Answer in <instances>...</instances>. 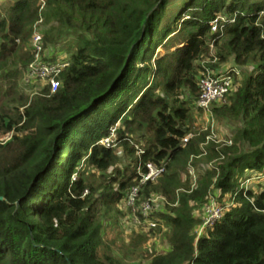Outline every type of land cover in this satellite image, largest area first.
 Masks as SVG:
<instances>
[{
  "label": "trees",
  "instance_id": "obj_1",
  "mask_svg": "<svg viewBox=\"0 0 264 264\" xmlns=\"http://www.w3.org/2000/svg\"><path fill=\"white\" fill-rule=\"evenodd\" d=\"M217 17L235 22L214 33ZM40 21L45 61L65 52L70 66L55 94L31 95ZM231 67L235 88L207 119L201 72ZM219 125L230 145L208 142ZM0 133L13 134L0 143V264H126L103 220L134 187L166 199L154 219L170 248L147 264H264V186H243L264 173V0H15L0 16ZM149 163L167 172L140 187ZM214 198L237 206L199 235L195 212Z\"/></svg>",
  "mask_w": 264,
  "mask_h": 264
},
{
  "label": "built area",
  "instance_id": "obj_2",
  "mask_svg": "<svg viewBox=\"0 0 264 264\" xmlns=\"http://www.w3.org/2000/svg\"><path fill=\"white\" fill-rule=\"evenodd\" d=\"M41 3V8L45 6V0H39ZM235 20H226V18L217 17L215 21L211 23V27L214 33H222L224 27L227 24L234 23ZM41 21L36 26H40ZM19 42V41H17ZM32 54L34 60L29 66L26 73V80L31 83H40L43 87H48L51 94H55L60 86V77L63 72L70 66V57L66 53L58 54L55 63L48 60L51 59V55L46 58V51L43 46V38L41 36V31L38 27L35 28V33L31 41ZM213 50V48H212ZM45 53V55H44ZM49 53V52H48ZM45 57V58H44ZM200 80V97L197 102V107L201 110L202 114L208 119L211 115V108L215 105H225L227 104V96L235 88V79L240 76V70L236 68H227L226 71H212L207 70L204 76V72ZM213 128V127H212ZM213 135L208 138L209 141H214L216 143H226L230 145L231 142L226 140H219L213 130ZM12 137V134L8 136ZM7 136V135H6ZM8 140L10 137H7ZM192 138L189 135L183 144L186 145L188 141ZM0 138V143L7 142ZM117 134L115 129H111L110 137L102 140L99 144L105 146L108 149H113L116 146ZM167 172V166H157L153 163L146 165V170L143 171L142 167L137 168V175L140 177V187L143 185L155 184L159 181L163 175ZM263 185L264 186V173L254 174L252 177L243 183V186L248 190L250 185ZM229 197V196H228ZM225 202L223 205H219V199L214 198L209 204L199 208L197 211L202 213V218L199 220L202 222L201 231H205L208 228L213 227L219 220L223 218L225 213L230 212L232 208H235L237 204L232 201ZM166 199L164 197H153L151 200L140 201L139 187H134L129 191L127 197L123 200V207L125 213L129 217V223L127 228L129 234L132 233H149L152 229H157L159 224L154 219V214L160 212L164 208ZM161 221V220H157ZM201 235V234H200Z\"/></svg>",
  "mask_w": 264,
  "mask_h": 264
},
{
  "label": "rangeland",
  "instance_id": "obj_3",
  "mask_svg": "<svg viewBox=\"0 0 264 264\" xmlns=\"http://www.w3.org/2000/svg\"><path fill=\"white\" fill-rule=\"evenodd\" d=\"M14 1L15 0H0V16H4L5 9H7L9 7V5L11 3H13ZM36 27H38V29H39V26H36ZM43 35L44 34L41 33L42 38H43ZM167 52L168 51L165 50L164 48H160L159 50H157L155 56L159 58V57L164 56ZM213 52H215V50H213ZM63 53H65V52H63ZM201 63H202V65L203 64L204 65L209 64V65L215 66L216 60L209 63L207 59H203L201 61ZM226 66L228 67V64ZM254 70H255L254 67L246 69V71L251 72V73L254 72ZM42 89H43L42 85H36L35 87H28L27 88L28 92L31 95H35V94L39 93ZM194 115L197 118V115H198L197 110H195L193 112V116ZM201 122H202V120H201ZM195 123H194V128L195 127L197 128L198 123H200V121H197L196 124ZM225 132L226 131L220 125L217 128H215V130H214V133L216 134L217 137L220 134V136L218 137L219 140L225 139V137H224ZM212 135H213V133H212ZM3 137H5L4 140H8L7 137H10V139H11V135L8 136V134L3 135L0 133V138L2 139ZM10 139L8 141H10ZM115 151L118 152V149H116ZM120 151L123 152V149H121ZM128 158L130 160L132 157L130 155H128ZM124 159L126 160L125 157H124ZM193 163L194 162L191 160L190 163L188 164V166L189 165L191 166ZM120 168L122 170L126 169L123 164H120ZM170 173H173L172 169L170 170ZM129 175H130V173L128 174V176ZM91 180H92V182L96 183L97 185L100 184L102 181V179L100 178V174H98V173L95 174V176H93L91 178ZM114 188L116 189L117 187H114ZM101 192H103V190H101ZM127 194H128V192L125 193V195H127ZM123 205H125V204H123V202L119 203L117 205H114L110 209L107 217L104 218V220H103L105 228H106L104 241L109 246H111V243L113 244L114 253L119 255L120 257L123 256L125 259L124 263H126V264H136L139 262L147 264L153 256L162 255V254L167 253L168 249L170 248V244L168 242V237L170 236L169 227L166 224H163L161 227H159L157 229V231L155 232V234L153 236L147 238V241L144 238L140 239L137 236L138 233L137 234H135V233L129 234V230L127 228V225L130 221L129 220L130 216H128L127 213H125V209H124ZM197 210L195 212V215H196V218L199 220L200 218H202V213H200ZM201 224H202V222H201ZM201 224L196 230V232L197 231L199 232V235L204 234V232L201 231V228H200Z\"/></svg>",
  "mask_w": 264,
  "mask_h": 264
},
{
  "label": "water",
  "instance_id": "obj_4",
  "mask_svg": "<svg viewBox=\"0 0 264 264\" xmlns=\"http://www.w3.org/2000/svg\"><path fill=\"white\" fill-rule=\"evenodd\" d=\"M1 201H4V198H3V197H0V202H1Z\"/></svg>",
  "mask_w": 264,
  "mask_h": 264
},
{
  "label": "clouds",
  "instance_id": "obj_5",
  "mask_svg": "<svg viewBox=\"0 0 264 264\" xmlns=\"http://www.w3.org/2000/svg\"><path fill=\"white\" fill-rule=\"evenodd\" d=\"M13 135V134H12ZM12 138V137H11Z\"/></svg>",
  "mask_w": 264,
  "mask_h": 264
}]
</instances>
